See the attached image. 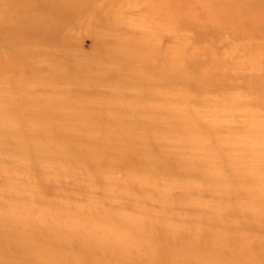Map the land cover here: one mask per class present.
<instances>
[{
  "label": "rangeland",
  "instance_id": "rangeland-1",
  "mask_svg": "<svg viewBox=\"0 0 264 264\" xmlns=\"http://www.w3.org/2000/svg\"><path fill=\"white\" fill-rule=\"evenodd\" d=\"M0 264H264V0H0Z\"/></svg>",
  "mask_w": 264,
  "mask_h": 264
}]
</instances>
